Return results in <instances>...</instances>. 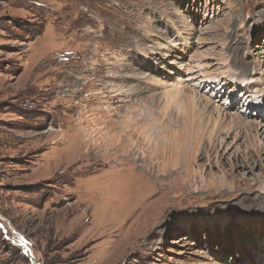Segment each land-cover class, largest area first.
<instances>
[{"label":"rangeland","instance_id":"1","mask_svg":"<svg viewBox=\"0 0 264 264\" xmlns=\"http://www.w3.org/2000/svg\"><path fill=\"white\" fill-rule=\"evenodd\" d=\"M111 96L178 173L72 155ZM0 222V264H264V0H0Z\"/></svg>","mask_w":264,"mask_h":264},{"label":"bare ground","instance_id":"2","mask_svg":"<svg viewBox=\"0 0 264 264\" xmlns=\"http://www.w3.org/2000/svg\"><path fill=\"white\" fill-rule=\"evenodd\" d=\"M95 70L97 69L95 68ZM107 100H110V102H105L107 105L104 106V113L102 112V116L100 118L103 123L101 128L103 132L100 131V128L95 130L96 133H102V136L97 140V138L91 135L93 131L90 128L86 129L85 126L82 127L81 125H77V130L75 131V134L72 135L74 136L73 140L71 142L67 141V148L70 149L72 155L77 160L94 159L96 154H94L95 156L90 155L89 149L91 146L94 147L95 145H98L97 147H99L100 145L101 149L99 152H101L100 164L102 166V171L96 177L99 178L100 181H104L106 190L108 189L113 191V186L116 183H122L135 179L146 180L151 177L155 178L157 175L158 177H168L173 173H178L177 165H179L182 158L186 155L188 148L187 145L191 146L194 139L193 135L191 136L192 138L187 140L188 144H185L184 142L186 139L183 134L179 137L176 134H173L165 138L170 143L177 140L172 147L163 145L160 148H157V146L150 141V133H147V130L152 129L159 131L162 126L159 125V127L157 126L158 128L155 127L153 121L155 118L153 111L150 108L141 114H136V116L132 114V116L127 117L124 121L122 114L117 117L118 119H114L115 117L112 118L113 116H117L119 111L118 109L111 108L112 104H114L112 96L111 99L107 98ZM129 113L126 116H128ZM81 122L82 120H79L77 121V124H81ZM167 122L169 123L163 126L165 130L171 128L173 125L172 120L171 122L170 120ZM165 130L162 133H164ZM84 131L86 132L84 133ZM96 133L94 135H96ZM97 141H100V144ZM57 142L58 141L55 143L57 144ZM84 148L87 149L88 153L86 152L82 154V150ZM200 155L203 156L204 154ZM201 156L198 155L196 158L201 159ZM191 159H194V156ZM139 161L140 163L145 164L142 166V164H139ZM190 163L191 161H189L187 165ZM155 167H158L157 175H155V173H153L154 171H152ZM185 168L186 174L188 177H191L192 172L189 170L190 166H185ZM151 172L153 173L152 175ZM169 172L170 174H168ZM19 243H24L21 238H19ZM29 251L30 250L28 248L27 254H29Z\"/></svg>","mask_w":264,"mask_h":264},{"label":"water","instance_id":"3","mask_svg":"<svg viewBox=\"0 0 264 264\" xmlns=\"http://www.w3.org/2000/svg\"><path fill=\"white\" fill-rule=\"evenodd\" d=\"M0 228L3 229V231H5V227L3 226V224L0 222ZM18 245L21 246L23 252L27 255V258L29 261H31L32 263L34 264H39L38 262H36V259L34 257V255L32 254L31 251H29V254H27V249H28V246H26L24 243H19V237H17V242H16Z\"/></svg>","mask_w":264,"mask_h":264}]
</instances>
